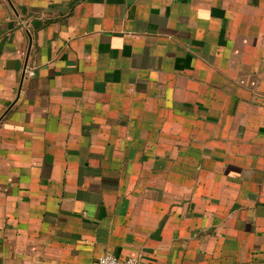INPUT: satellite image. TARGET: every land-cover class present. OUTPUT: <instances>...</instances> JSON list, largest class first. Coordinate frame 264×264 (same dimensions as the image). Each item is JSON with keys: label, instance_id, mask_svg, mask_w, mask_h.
Segmentation results:
<instances>
[{"label": "crops", "instance_id": "0c3cea01", "mask_svg": "<svg viewBox=\"0 0 264 264\" xmlns=\"http://www.w3.org/2000/svg\"><path fill=\"white\" fill-rule=\"evenodd\" d=\"M264 264V0H0V264Z\"/></svg>", "mask_w": 264, "mask_h": 264}, {"label": "built area", "instance_id": "2783aa9c", "mask_svg": "<svg viewBox=\"0 0 264 264\" xmlns=\"http://www.w3.org/2000/svg\"><path fill=\"white\" fill-rule=\"evenodd\" d=\"M93 264H140V258L139 256L119 258L110 252H105Z\"/></svg>", "mask_w": 264, "mask_h": 264}]
</instances>
